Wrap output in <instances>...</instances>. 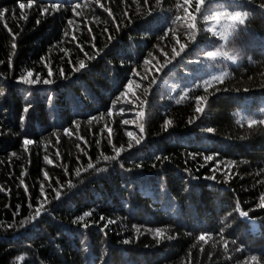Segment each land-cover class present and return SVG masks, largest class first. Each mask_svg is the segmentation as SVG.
<instances>
[{
    "label": "trees",
    "instance_id": "obj_1",
    "mask_svg": "<svg viewBox=\"0 0 264 264\" xmlns=\"http://www.w3.org/2000/svg\"><path fill=\"white\" fill-rule=\"evenodd\" d=\"M0 264H264V0H0Z\"/></svg>",
    "mask_w": 264,
    "mask_h": 264
},
{
    "label": "rangeland",
    "instance_id": "obj_2",
    "mask_svg": "<svg viewBox=\"0 0 264 264\" xmlns=\"http://www.w3.org/2000/svg\"><path fill=\"white\" fill-rule=\"evenodd\" d=\"M232 1H240V0H232ZM213 53H218V52H213ZM218 56L219 55H215V56H212V57L215 58V57H218ZM220 58H223V59L228 60V61L232 60V56L231 55L223 56V57H220ZM235 61H237V59H235Z\"/></svg>",
    "mask_w": 264,
    "mask_h": 264
},
{
    "label": "snow or ice",
    "instance_id": "obj_3",
    "mask_svg": "<svg viewBox=\"0 0 264 264\" xmlns=\"http://www.w3.org/2000/svg\"><path fill=\"white\" fill-rule=\"evenodd\" d=\"M24 6H25V5H24L23 3L20 4V7H21V8H24ZM29 7H31V4H29ZM45 11H47V9H45ZM14 46H15V45H13V47H14ZM28 76L31 77V76H32V73L29 72V73H28ZM27 82H28V83H31V81H27ZM46 83H50V81H46Z\"/></svg>",
    "mask_w": 264,
    "mask_h": 264
},
{
    "label": "clouds",
    "instance_id": "obj_4",
    "mask_svg": "<svg viewBox=\"0 0 264 264\" xmlns=\"http://www.w3.org/2000/svg\"><path fill=\"white\" fill-rule=\"evenodd\" d=\"M239 14H237V16H238ZM220 53H210L209 55H212V56H215V55H219ZM224 55H227V53H224ZM232 59H233V62H235V57H232Z\"/></svg>",
    "mask_w": 264,
    "mask_h": 264
}]
</instances>
